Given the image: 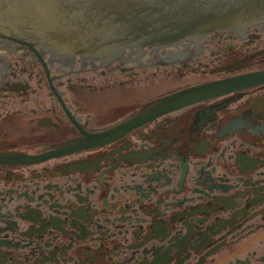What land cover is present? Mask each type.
Instances as JSON below:
<instances>
[{
	"label": "flooded vegetation",
	"instance_id": "1",
	"mask_svg": "<svg viewBox=\"0 0 264 264\" xmlns=\"http://www.w3.org/2000/svg\"><path fill=\"white\" fill-rule=\"evenodd\" d=\"M246 30L61 72L0 53V264H264V23Z\"/></svg>",
	"mask_w": 264,
	"mask_h": 264
},
{
	"label": "water",
	"instance_id": "2",
	"mask_svg": "<svg viewBox=\"0 0 264 264\" xmlns=\"http://www.w3.org/2000/svg\"><path fill=\"white\" fill-rule=\"evenodd\" d=\"M263 16L264 0H0V53L9 55L27 46L49 61L91 63L189 41ZM231 84L178 91L136 116L129 126Z\"/></svg>",
	"mask_w": 264,
	"mask_h": 264
},
{
	"label": "rangeland",
	"instance_id": "3",
	"mask_svg": "<svg viewBox=\"0 0 264 264\" xmlns=\"http://www.w3.org/2000/svg\"><path fill=\"white\" fill-rule=\"evenodd\" d=\"M260 24H253V25H250L248 27V29L246 31H250L251 28H254L256 26H258ZM221 35V34H230L226 29H220V30H217L215 32H208L207 34H205L204 36H201L199 39H198V43L197 44H194V43H191L189 45H184V44H179L177 47L175 46H171V47H159V49L157 51H154L151 49H147V50H143L142 52H157V53H162V52H168V53H174L175 51H192L193 49H197L198 46H200V42L204 41L205 39L211 37V35ZM198 38V37H197ZM195 39V38H194ZM133 54V53H131ZM130 54H127V55H123L122 57H128ZM118 59V58H117ZM110 60V59H109ZM113 60V59H112ZM116 60V59H115ZM53 68H55V70L57 72H61V71H66V70H69V69H74V70H78V69H81L82 67H84L85 65L87 64H92V65H106L105 63H102L97 61V62H91V63H83V64H65V63H58V62H53V61H50Z\"/></svg>",
	"mask_w": 264,
	"mask_h": 264
},
{
	"label": "bare ground",
	"instance_id": "4",
	"mask_svg": "<svg viewBox=\"0 0 264 264\" xmlns=\"http://www.w3.org/2000/svg\"><path fill=\"white\" fill-rule=\"evenodd\" d=\"M262 23H264V16L262 17V18H259V19H257V20H254V21H250V22H247V23H243V24H238V25H234V26H229V27H223V28H219V29H216V30H213L212 32H215V31H217V30H220V29H226L227 31H229V32H234V33H237V34H240V35H242L244 32H245V30L250 26V25H253V24H262ZM207 34V33H206ZM205 35V34H204ZM204 35H202V36H204ZM201 37V36H200ZM200 37H198V38H195V39H192V40H189V41H185V42H181V43H177V44H172V45H167V46H161V47H171V46H178L179 44H184V45H189V44H191V43H194V44H197L198 43V39L200 38ZM159 49V47H156V48H152V50H155V51H157ZM136 54H141V55H139L141 58H143V56H142V53H141V51H139V52H135ZM140 58V59H141ZM112 59V58H111ZM99 62H101V63H107V62H109V59H107V60H103V61H99Z\"/></svg>",
	"mask_w": 264,
	"mask_h": 264
}]
</instances>
